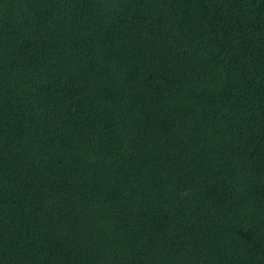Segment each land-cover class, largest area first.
<instances>
[{
	"label": "trees",
	"instance_id": "trees-1",
	"mask_svg": "<svg viewBox=\"0 0 264 264\" xmlns=\"http://www.w3.org/2000/svg\"><path fill=\"white\" fill-rule=\"evenodd\" d=\"M0 264H264V0H0Z\"/></svg>",
	"mask_w": 264,
	"mask_h": 264
}]
</instances>
